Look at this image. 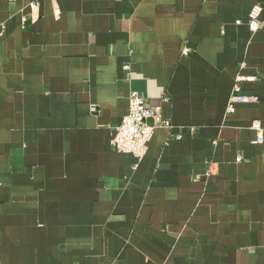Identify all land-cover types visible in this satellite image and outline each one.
I'll use <instances>...</instances> for the list:
<instances>
[{
  "label": "crops",
  "instance_id": "1",
  "mask_svg": "<svg viewBox=\"0 0 264 264\" xmlns=\"http://www.w3.org/2000/svg\"><path fill=\"white\" fill-rule=\"evenodd\" d=\"M259 2L0 0V264H264ZM132 90L170 122L141 161Z\"/></svg>",
  "mask_w": 264,
  "mask_h": 264
},
{
  "label": "built area",
  "instance_id": "2",
  "mask_svg": "<svg viewBox=\"0 0 264 264\" xmlns=\"http://www.w3.org/2000/svg\"><path fill=\"white\" fill-rule=\"evenodd\" d=\"M264 11V2L256 3L249 13V27L253 32L258 31L264 24L261 19ZM6 24L0 22V37L5 34ZM189 48L184 46L183 54L186 55ZM130 69V65L125 66ZM242 79L254 80L255 76L242 77L238 76L237 81ZM256 97L252 95H245L241 93L240 85L237 83L233 89L229 100L228 111H234V104L236 102H251L255 101ZM129 110L122 117L121 122L114 127L111 138V145L118 152L129 153L134 155L138 161H141L148 152L149 142L151 141L155 128L157 126H170V122L164 121L158 111V108L148 106L145 97L137 90H132L129 97ZM150 120H152L150 122ZM253 126L258 130V142L264 141L263 128L260 121H254ZM239 160L241 158H238ZM213 173V166L207 171L209 176Z\"/></svg>",
  "mask_w": 264,
  "mask_h": 264
},
{
  "label": "water",
  "instance_id": "3",
  "mask_svg": "<svg viewBox=\"0 0 264 264\" xmlns=\"http://www.w3.org/2000/svg\"><path fill=\"white\" fill-rule=\"evenodd\" d=\"M152 120H150V122H151Z\"/></svg>",
  "mask_w": 264,
  "mask_h": 264
}]
</instances>
